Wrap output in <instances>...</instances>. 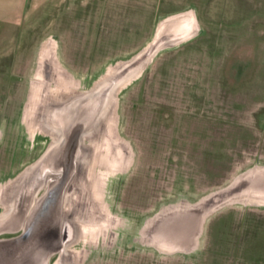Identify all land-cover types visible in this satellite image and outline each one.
<instances>
[{"label": "rangeland", "instance_id": "rangeland-1", "mask_svg": "<svg viewBox=\"0 0 264 264\" xmlns=\"http://www.w3.org/2000/svg\"><path fill=\"white\" fill-rule=\"evenodd\" d=\"M7 247L264 264V0H32L0 31Z\"/></svg>", "mask_w": 264, "mask_h": 264}, {"label": "crops", "instance_id": "crops-1", "mask_svg": "<svg viewBox=\"0 0 264 264\" xmlns=\"http://www.w3.org/2000/svg\"><path fill=\"white\" fill-rule=\"evenodd\" d=\"M31 4L32 0H0V31L7 26L21 23V21L26 18ZM189 15L192 20V14ZM157 21L154 25V31L156 30L158 24ZM21 112L22 111H20L19 119L21 118ZM22 115H24L23 112Z\"/></svg>", "mask_w": 264, "mask_h": 264}, {"label": "bare ground", "instance_id": "bare-ground-1", "mask_svg": "<svg viewBox=\"0 0 264 264\" xmlns=\"http://www.w3.org/2000/svg\"><path fill=\"white\" fill-rule=\"evenodd\" d=\"M185 18H186L185 21L187 20L190 22L191 16L189 14H186ZM162 25H163V22L158 23L157 28H156V33H163ZM185 35L186 34L182 35V37L184 38ZM180 38H177V39H180ZM10 252H12V249L5 248V251L0 249V264H43L44 262V259H43L44 254L42 252V249L36 248V249L27 250V253L25 254L23 253V257H22L23 260L19 258V256L17 257L15 254H11ZM17 260H20V261L17 262Z\"/></svg>", "mask_w": 264, "mask_h": 264}]
</instances>
